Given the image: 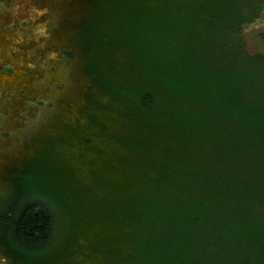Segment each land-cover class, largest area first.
I'll use <instances>...</instances> for the list:
<instances>
[{
	"label": "trees",
	"instance_id": "obj_1",
	"mask_svg": "<svg viewBox=\"0 0 264 264\" xmlns=\"http://www.w3.org/2000/svg\"><path fill=\"white\" fill-rule=\"evenodd\" d=\"M148 1L123 4L109 46L134 52L139 82L112 87L155 125L152 139L130 142L151 156L137 193L127 185L93 213L117 222L113 240L131 246L123 264H264L253 209L264 207V56L239 37L264 0ZM44 178L23 175L17 202L0 208V242L15 259L46 255L78 220L74 196Z\"/></svg>",
	"mask_w": 264,
	"mask_h": 264
},
{
	"label": "rangeland",
	"instance_id": "obj_2",
	"mask_svg": "<svg viewBox=\"0 0 264 264\" xmlns=\"http://www.w3.org/2000/svg\"><path fill=\"white\" fill-rule=\"evenodd\" d=\"M16 1L0 0V7L24 5L17 19L0 16V202L8 211L19 185L13 174L30 171L74 196L78 220L72 228L65 223L46 255L33 261L7 257L14 264H123L120 258L131 246L113 240L115 220L93 212L102 214L121 200L127 185L128 194L137 193L139 170L151 155L130 142L152 139L157 131L112 87L141 77L130 65L131 49L109 46L121 40L118 17L123 4L128 12L134 9L132 0ZM261 7L239 35L250 55L264 56V3ZM7 65L15 74L3 71ZM253 209L264 216V207Z\"/></svg>",
	"mask_w": 264,
	"mask_h": 264
},
{
	"label": "flooded vegetation",
	"instance_id": "obj_3",
	"mask_svg": "<svg viewBox=\"0 0 264 264\" xmlns=\"http://www.w3.org/2000/svg\"><path fill=\"white\" fill-rule=\"evenodd\" d=\"M21 1H23V0H17L15 3H20ZM30 5H32V4H30ZM22 6H24V5H20L19 7H18V9L17 10H24V9H21V7ZM35 6H36V9H38L39 8V6H38V4H35ZM13 7H11V6H9V7H0V16L1 15H3V14H5V15H10L11 17H14V18H16L15 17V14H16V9L14 8V9H12ZM20 18H22V17H20ZM19 18V19H20ZM21 25L22 26H25V24H24V22H22L21 23ZM14 28H19V25L16 23L15 25H14ZM3 26H1L0 25V33L1 32H3ZM54 31V30H53ZM55 32V31H54ZM6 74H8V75H13V74H15V69H14V67H13V65H7V66H5L4 67V70H3ZM31 75H33V71L31 70L30 71V73H29V76H31ZM23 92V91H22ZM42 103V101H40V104ZM4 136L5 137H9L10 136V132L9 131H6V132H4ZM26 173H30V171H27V172H21V171H17V172H15L14 174H13V176L15 177V178H18L19 180H21V178H22V176L23 175H25ZM19 180H18V182H19ZM17 189H15V195H16V200L14 201H11V203H10V206L11 205H13V204H15L16 202H17V200H18V195L16 194L17 192ZM4 207H5V205L3 204V202H0V208H2V209H4ZM0 248L2 249V250H0V253H2V255L3 256H5L6 255V257L7 256H11V254H9L7 251H6V248L2 245V243L0 242ZM4 252V253H3ZM9 258V257H8Z\"/></svg>",
	"mask_w": 264,
	"mask_h": 264
},
{
	"label": "bare ground",
	"instance_id": "obj_4",
	"mask_svg": "<svg viewBox=\"0 0 264 264\" xmlns=\"http://www.w3.org/2000/svg\"><path fill=\"white\" fill-rule=\"evenodd\" d=\"M29 10V9H28ZM25 16V15H24ZM11 19V18H10ZM17 19V18H16ZM10 21V20H9ZM14 22V21H12ZM16 23V22H15ZM9 25V24H8ZM0 261L3 262V264H14L8 257L6 256H3L1 253H0Z\"/></svg>",
	"mask_w": 264,
	"mask_h": 264
}]
</instances>
